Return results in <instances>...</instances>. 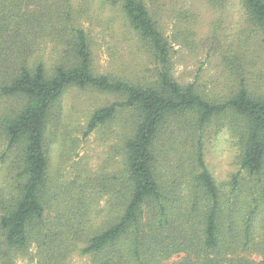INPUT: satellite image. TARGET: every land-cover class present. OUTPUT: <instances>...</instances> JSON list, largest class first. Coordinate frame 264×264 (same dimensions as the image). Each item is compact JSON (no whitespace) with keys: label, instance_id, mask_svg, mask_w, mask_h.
<instances>
[{"label":"trees","instance_id":"obj_1","mask_svg":"<svg viewBox=\"0 0 264 264\" xmlns=\"http://www.w3.org/2000/svg\"><path fill=\"white\" fill-rule=\"evenodd\" d=\"M100 2L119 6L147 45L159 65L155 80L93 74L73 0H0V98L17 102L0 115V264H14L32 245L35 264H68L75 253L90 264H264V248L259 262L242 256L257 249L255 226H264V94L241 80L216 101L179 84L169 73V44L144 0ZM240 3L264 41V0ZM71 88L120 99L91 114L85 135L123 112L130 121L120 140L121 171L60 191L49 175L48 130ZM214 120L228 121L240 169L261 185L260 202L235 192L236 176L229 197L208 171L203 136ZM169 135L182 150L163 170L161 144ZM103 197L105 206L95 210Z\"/></svg>","mask_w":264,"mask_h":264},{"label":"rangeland","instance_id":"obj_2","mask_svg":"<svg viewBox=\"0 0 264 264\" xmlns=\"http://www.w3.org/2000/svg\"><path fill=\"white\" fill-rule=\"evenodd\" d=\"M100 1L84 4V0H73L74 7L82 10L83 17L78 14L76 24L87 35L93 74L134 84L155 80L159 65L147 45L136 36L119 6ZM144 2L169 44V73L175 81L181 85L193 84L199 93L216 101H223L235 92L241 80L250 91L264 94V41L247 20L240 0ZM49 50L46 48L42 55L47 57ZM117 101L120 99L115 95L91 89L71 88L65 92L58 122L48 130L52 136L49 175L57 190L64 191L70 184L98 182L101 177L121 171L120 140L128 130L130 116L123 112L113 122L85 135L91 114ZM16 104L0 98V115ZM227 125L228 121L214 120L204 131L203 156L207 169L229 197L232 195L229 184L236 176L239 186L235 192L245 193L249 199L253 193L260 202L261 185L256 181L258 178H250L240 169L239 149L228 134ZM161 145L167 155L161 163L164 170L165 162L173 165L182 149L180 141L171 135ZM3 176L4 166L0 163V183ZM106 200V197L100 199L95 210H101ZM253 239L257 249L242 256L259 262L264 248V226H255ZM35 257L36 248L32 245L26 253L17 254L14 264H35ZM179 259L173 257L171 262ZM68 264H90V261L75 253Z\"/></svg>","mask_w":264,"mask_h":264}]
</instances>
